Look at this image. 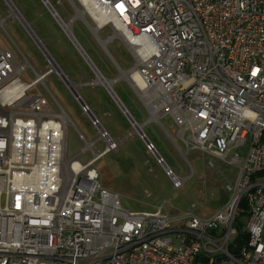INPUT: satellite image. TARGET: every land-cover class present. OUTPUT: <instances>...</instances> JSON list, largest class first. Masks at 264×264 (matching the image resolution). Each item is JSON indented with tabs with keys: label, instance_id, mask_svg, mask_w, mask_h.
<instances>
[{
	"label": "built area",
	"instance_id": "built-area-1",
	"mask_svg": "<svg viewBox=\"0 0 264 264\" xmlns=\"http://www.w3.org/2000/svg\"><path fill=\"white\" fill-rule=\"evenodd\" d=\"M72 5L87 24L90 18L93 34L110 27L114 35L103 41L119 39L128 48L135 65L126 75L139 76L143 89L132 87L152 118L159 123L170 116L188 152L240 164L235 200L208 219L172 215L163 206L127 211L102 187L95 167L119 143L77 101L100 133L95 142L83 137L81 154H92L86 164L81 154L69 159L70 118L57 101L59 111L28 95L36 85L47 87L53 70L19 65L0 48V264H264V0ZM8 18H0L4 31ZM29 70L34 80L25 84L21 77ZM140 138L155 156V144L146 134ZM167 176L175 190L183 187L185 179L170 167ZM242 201L250 212L248 242L235 256Z\"/></svg>",
	"mask_w": 264,
	"mask_h": 264
},
{
	"label": "rangeland",
	"instance_id": "rangeland-1",
	"mask_svg": "<svg viewBox=\"0 0 264 264\" xmlns=\"http://www.w3.org/2000/svg\"><path fill=\"white\" fill-rule=\"evenodd\" d=\"M11 1L19 8H22V3L27 6L25 9L26 16L24 17L26 20L27 17L28 19L33 18L38 24L34 20H31L30 23L34 27L35 32L28 27L27 31L23 28L17 16L10 15L11 11L8 4L4 0H0V18L9 17L5 25L6 31L0 28V48L13 55L19 65L27 63L30 67L36 68L39 73L53 70L52 75L48 77L49 79L44 80L45 85L49 86V90L44 85H36L29 91L28 95L32 97H44L55 107L56 111H59V108L55 101L57 99L60 100L63 109L67 112L65 113L73 121L72 123L69 120L67 131L68 158L71 159L81 154L82 150L86 147L83 137L89 142H95L100 133L92 125L90 117L82 112L79 103L58 74L61 70L52 55L54 54L53 50L55 48L58 49L60 45H64L70 49L72 47L65 32L59 27L41 0ZM53 1L56 3L57 0ZM18 7L17 9H19ZM57 8L65 22H70L73 19L74 35L85 51L101 68H114L118 77L120 73L114 61L101 46L99 40H97L89 27V25L92 26L90 18H87L89 25L80 18L76 19V10L67 0H61ZM39 33L41 36H39ZM113 35V30L107 27L98 36L103 41ZM107 49L112 54L115 52L123 67V69L121 68L122 70L128 71L134 67V58L125 44L119 39L110 42L107 45ZM19 50L22 51L25 58ZM53 64L56 65V69H53ZM61 64L63 69L66 70L67 65L64 62ZM21 80L25 84H31L34 80V73L31 70L24 72ZM56 86H60V88L65 87L63 94L57 92ZM73 86L74 91L78 92L80 86ZM95 86L97 87L89 94L81 90L83 98H85L89 105L91 103L92 109L94 108L93 103L99 101L103 95L105 96L103 98H111L108 92L104 91L105 88L101 84ZM114 87L116 89L115 92L118 93L122 102L129 108L133 117L138 121H146L150 118L151 114L128 79L119 81ZM103 92L105 93L102 95ZM99 113L97 112L99 116L97 118L101 122V129L106 130L109 134L112 131L114 136L120 135L121 137H125L130 133L129 128L136 133L131 124L128 126L125 123L128 120L122 113H120V116L124 120L118 123L113 121L112 116H109L111 121L109 123L106 122L107 119L105 120ZM77 115L82 117L84 121L80 120ZM143 129L147 137L155 144L165 163L177 176L185 179V182L182 188L175 190L171 179L167 176V169L164 168L163 164L158 163V159L154 154L147 151L146 144L139 135H131L125 142V144L131 145V148H129V151H131L126 158L124 146H122L120 156L116 157V155H113L120 150L119 148V150L112 152L108 157L106 156L104 159L99 160L95 165L100 174L102 187H108L109 191L115 193L119 191L120 201L124 209L133 212H152L156 208L158 209V207L163 206L172 215L191 213L198 218L208 219L233 203L235 200V186L241 169L240 164L231 163L230 157L226 160L218 159L202 151H190L187 153V146L176 141L175 135L179 128L170 116L161 119L159 123L154 121L148 122ZM172 140L175 141L178 147L175 146ZM104 147V143L99 141L97 150L102 151ZM247 149H249L248 145L241 152L243 157L246 156ZM91 158V153H84L79 157L82 164H86ZM109 161L113 162V164L108 167ZM116 162L121 163L122 171L118 172L116 167L115 170L113 169ZM238 214H241L240 210H238ZM241 221L246 224L248 217H243ZM235 239L236 237H233L232 241Z\"/></svg>",
	"mask_w": 264,
	"mask_h": 264
},
{
	"label": "crops",
	"instance_id": "crops-1",
	"mask_svg": "<svg viewBox=\"0 0 264 264\" xmlns=\"http://www.w3.org/2000/svg\"><path fill=\"white\" fill-rule=\"evenodd\" d=\"M11 3H10V5H11V11H13V14L12 15H15V16H17V17H19L20 19H19V21H20V23H21V25L23 26V28L24 29H26L27 30V27L28 28H30L32 31H34L35 32V29H34V27L31 25V23H30V21L31 20H34L36 23H37V21L35 20V19H33V18H29L28 19V17H27V20H26V18L24 17V16H26L25 15V9H26V7L27 6H25V5H23V3H22V8H19L18 6V8L19 9H17V7H16V4H14L13 3V1H11V0H9ZM49 1V3L52 5V7L55 9V11L57 12V14L59 15V17L63 20V22L64 23H66V24H69L68 26H66V29L67 30H69V31H71L72 33H73V35H74V32H73V24H72V20L70 21V22H65V20L63 19V17L61 16V13L59 12V9L57 8V6H59L60 5V3H61V0H57L56 1V3L53 1V0H48ZM68 2H70V0H67ZM71 4V3H70ZM44 5V4H43ZM45 6V5H44ZM46 7V6H45ZM16 8V9H15ZM47 8V7H46ZM17 10V11H16ZM21 12H20V11ZM48 10V9H47ZM49 11V10H48ZM78 13V14H77ZM51 14V13H50ZM52 15V14H51ZM81 17H84L83 16V14L82 13H80V12H77L76 11V16H75V18L77 19V18H80L81 19ZM74 18V19H75ZM56 21V20H55ZM38 24V23H37ZM58 24V23H57ZM60 27V26H59ZM68 27V28H67ZM61 28V27H60ZM72 28V29H71ZM62 29V28H61ZM39 30V29H38ZM63 30V29H62ZM6 31V30H5ZM28 31V30H27ZM37 33V32H36ZM39 36H41V34L39 33ZM74 37H75V39L77 40V38H76V36L74 35ZM39 38V37H38ZM43 38H44V36H43ZM41 40H42V42L44 43V41H43V39H42V37H41ZM41 40H40V42H41ZM69 40V39H68ZM69 42H70V40H69ZM77 42L79 43V41L77 40ZM80 44V43H79ZM81 45V44H80ZM70 46L72 47L71 49L70 48H67L66 46H64V45H60L59 47H58V49L57 48H55L53 51H54V54H52L53 55V57L55 58V60L57 61V63H58V65L60 66L59 68H60V70H61V72H62V74H64L66 77H67V79L69 80V82L71 83V84H73V85H77V86H80V89H79V91H78V93L80 94V96L82 97V99L84 100V102H86V104H88L89 105V103H87V101L85 100V98H83V96H82V94H81V90H84V91H86L87 92V94H89L91 91H94V89H95V87H97V86H95V85H97L96 84V76H95V74H94V72L92 71V69L89 67V65L86 63V61L84 60V58L81 56V54L79 53V51L75 48V46L70 42ZM81 47L83 48V46L81 45ZM84 49V48H83ZM20 51V50H19ZM84 51H85V49H84ZM86 52V51H85ZM20 53H21V55L25 58V55H23V53H22V51H20ZM87 53V52H86ZM110 53V52H109ZM56 55V56H55ZM87 55L89 56V58L92 60V62L94 63V65L97 67V69L100 71V73L107 79V80H110V81H116L119 77H120V74H119V76L117 77L116 76V73H115V71H114V68H112V67H103V68H101L100 67V65L99 64H97L94 60H93V58L87 53ZM110 55H111V59L114 61V64H115V66H116V68L118 69V67H119V64L117 63V60L115 59V57H114V55L117 57V55L115 54V52H114V54H112V53H110ZM62 62H64L66 65V70L65 69H63V67H62ZM53 67H54V69H56V65L55 64H53L52 65ZM119 68H121V67H119ZM36 69V68H35ZM119 70V69H118ZM45 71V70H44ZM123 71H125V70H123ZM119 73H120V70H119ZM101 78V77H100ZM49 79V78H48ZM94 80H95V82H94ZM103 80V79H102ZM61 82V81H60ZM93 82H94V84H93ZM105 82V81H104ZM119 82V81H118ZM118 82H116V83H114V85H113V89H114V91H115V84H117ZM62 83V82H61ZM64 83V82H63ZM98 83H100L102 86L103 85H105V83H101L100 81H99V79H98ZM65 84V83H64ZM66 85V84H65ZM72 85V87L74 88V86ZM49 86L47 85V88H48ZM104 87V86H103ZM56 88H57V92L59 93V94H63V92H64V89H65V87H63V88H60V86H56ZM105 88V87H104ZM103 88V89H104ZM69 89V88H68ZM106 89V88H105ZM104 89V91H107V90H105ZM49 90V89H48ZM74 90V89H73ZM70 91V90H69ZM108 92V91H107ZM105 92H103L102 93V95L104 94ZM116 93V92H115ZM109 94V93H108ZM117 94V93H116ZM117 96H118V94H117ZM103 97H105L104 95H103ZM103 97H101V99L99 100V101H97V102H95V103H93L94 104V108L92 109V106H91V103H90V107H91V109H92V111L94 112L93 114H95V116L96 117H98L99 118V116L97 115V112L100 114V115H102V117L106 120V122H110L111 121V119H110V117L109 116H112L113 118V121L116 123H118L119 121H123L124 120V118L122 117V116H120V113H122V111L120 110V108L118 107V105L115 103V101L113 100V99H111V98H103ZM119 97V96H118ZM56 98V97H55ZM57 99V98H56ZM55 99V100H56ZM119 99L121 100V98L119 97ZM57 101V103H59V105L61 106V108L63 109V106L61 105V103H60V100H56ZM122 101V100H121ZM125 106H126V104L124 103V102H122ZM126 108L128 109V111L130 112V110H129V108L126 106ZM64 110V109H63ZM100 110V111H99ZM64 112H66L65 110H64ZM96 112V113H95ZM67 113V112H66ZM77 114V113H76ZM123 114V113H122ZM131 114V113H130ZM124 115V114H123ZM78 116V118L80 119V120H82V121H84L83 120V118L82 117H80L79 115H77ZM108 116V117H107ZM70 118V117H69ZM101 118V117H100ZM134 119H135V121L139 124V125H141L142 126V130H143V132L145 131L143 128H144V126L148 123V122H151V121H154V122H157L154 118H152L151 116H150V118L148 119V120H146V121H144V120H137L135 117H133ZM110 119V120H109ZM70 120H71V122L73 123V121H72V119L70 118ZM128 120V119H127ZM103 123V122H102ZM105 123V122H104ZM125 123H127L128 124V126H130V124L131 123H129L128 121L127 122H125ZM126 124V125H127ZM105 126V125H104ZM105 128L107 129V127L105 126ZM129 134L127 135V136H123V137H121L120 135H113L112 134V131H110V135L114 138V140L115 141H117L118 143H119V148H120V150L118 151V152H116V153H114L113 155H116V157H118V156H120V152H121V147L122 146H124L123 148H124V152H125V158H126V156H128V154H129V152L131 151H129V148H131V145L130 144H125V142H126V140H127V138H129L131 135H138V134H136V133H134V131H131V128H129ZM144 134H145V132H144ZM175 138H176V141L177 142H180V143H182L184 146H185V143L183 142V140L180 138V134H179V129L177 130V132H176V135H175ZM172 142L175 144V146L176 147H178L177 145H176V143H175V141H173L172 140ZM158 153H159V151H158ZM187 153H189V152H187ZM110 154H112V153H109V154H107L106 156L108 157ZM159 155L161 156V154L159 153ZM106 156H104V157H106ZM210 156H212V155H210ZM104 157H103V159H104ZM162 157V156H161ZM212 157H214V158H218V157H216V156H212ZM163 158V157H162ZM164 159V158H163ZM218 159H220V158H218ZM118 160H120V159H118ZM164 163H165V160H164ZM113 164V162H108V167L109 166H111ZM166 164V163H165ZM114 167H113V169L115 170V167H116V170L118 171V172H120V171H122V168H121V163L120 162H116V164L114 163ZM168 166V165H167ZM169 167V166H168ZM107 168V167H106ZM105 190H107V191H109L108 190V187H103ZM110 189V188H109ZM109 192H111V193H114V194H117L118 196H119V198H120V195H119V191H117L118 193H115V192H112V191H109ZM159 208V207H158ZM156 210H157V208H156ZM156 210H154V211H156ZM154 211H152V212H154ZM142 212H146V211H142Z\"/></svg>",
	"mask_w": 264,
	"mask_h": 264
},
{
	"label": "water",
	"instance_id": "water-1",
	"mask_svg": "<svg viewBox=\"0 0 264 264\" xmlns=\"http://www.w3.org/2000/svg\"><path fill=\"white\" fill-rule=\"evenodd\" d=\"M43 2V4L47 7V9L49 10V12L52 14L53 18L56 20V22L58 23V25L63 29V31L65 32L66 36L68 37V39L70 40V42L75 46V48L79 51V53L81 54V56L84 58V60L86 61V63L89 65V67L92 69V71L94 72L95 76H96V84H100L98 83V79L99 77H101L103 80L107 81L109 86L103 85L106 90L108 91L109 95L111 96V98L115 101V103L118 105V107L120 108V110L122 111V113L124 114V116L128 119V121L131 123V125L133 126L135 132L139 135V136H143L144 132L142 130V128L140 127L141 125H139L135 119L133 118V116L130 114V112L128 111V109L126 108V106L122 103V101L119 99V97L117 96V94L115 93L114 89H113V85L114 83L121 81V80H125L126 79V74H128V71H123L121 68L118 67V69L120 70V77L116 80V81H110L107 80L101 73L100 71L97 69V67L94 65V63L92 62V60L89 58V56L87 55V53L84 51V49L81 47V45L77 42V40L75 39L73 33L69 30L66 29V26H68L69 24H66L63 22V20L59 17V15L57 14V12L55 11V9L52 7V5L49 3L48 0H41ZM70 3L73 4V0H70ZM78 14V13H77ZM84 17H81L82 20H85V15L83 14ZM94 34L96 36V38L98 37V32L94 31ZM99 40V38H98ZM101 46L104 48V50L110 55L108 49H107V45L108 43L106 41H101L99 40ZM41 43V42H40ZM111 57V55H110ZM58 74L60 75V78L62 79V81L66 84V86L69 88L70 92L72 93V95L74 96V98L80 103L83 104L85 103L82 99V97L80 96V94L77 91H74L69 80L67 79V77L62 74V72H58ZM94 116H92L93 118ZM155 157L160 160L161 156L156 153ZM165 169H168L167 164H163Z\"/></svg>",
	"mask_w": 264,
	"mask_h": 264
},
{
	"label": "trees",
	"instance_id": "trees-1",
	"mask_svg": "<svg viewBox=\"0 0 264 264\" xmlns=\"http://www.w3.org/2000/svg\"><path fill=\"white\" fill-rule=\"evenodd\" d=\"M114 57L117 60V63L119 64V66L123 69V67L121 66V63L119 62L118 58L115 55H114ZM115 91H116V89H115ZM239 205H240L239 206L240 207L239 210L241 211V214L238 217H236L235 224H234L235 228L237 229L238 236H237V238L235 240L234 246L231 247V251H232L233 255H235V256H238L240 254L241 249L248 242V235L244 231V228H245L246 224L244 222H242L241 219L243 217H249L250 216V212H249L248 205L246 204V202L243 201Z\"/></svg>",
	"mask_w": 264,
	"mask_h": 264
},
{
	"label": "bare ground",
	"instance_id": "bare-ground-1",
	"mask_svg": "<svg viewBox=\"0 0 264 264\" xmlns=\"http://www.w3.org/2000/svg\"><path fill=\"white\" fill-rule=\"evenodd\" d=\"M91 13L95 16V13L91 11ZM13 14V11H11V15ZM96 17V16H95ZM96 19L98 21H100L101 23L103 22V20L101 18L96 17ZM68 28V27H67ZM72 29V28H71ZM53 67V66H52ZM54 69V67H53ZM129 82L135 87V89L140 93L141 90L143 89V83L140 80L139 76L136 74V72H132L131 76H127ZM99 81L103 84L105 83L106 86H109L108 82L105 80H102V78L99 77ZM105 81V82H104ZM142 128V126H140Z\"/></svg>",
	"mask_w": 264,
	"mask_h": 264
}]
</instances>
